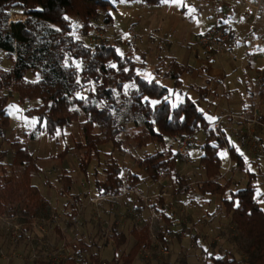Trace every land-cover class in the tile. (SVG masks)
I'll return each mask as SVG.
<instances>
[{"label":"trees","instance_id":"obj_1","mask_svg":"<svg viewBox=\"0 0 264 264\" xmlns=\"http://www.w3.org/2000/svg\"><path fill=\"white\" fill-rule=\"evenodd\" d=\"M131 1L134 0H0V50L13 63L9 70L0 66V139L11 127L8 106L13 95L18 96L20 103L35 102L38 105L25 112L38 120L28 135L30 141L36 140L42 132L54 139L60 130L79 123L83 114L86 121L79 124L84 143L75 146L83 152L78 164L80 171L89 176L94 160L103 164L102 148L111 147L110 159L105 161V179L95 182L101 197L122 196L142 182L138 173L129 172L124 178L123 165L113 157L115 152H123L121 135L128 131H131L132 143L140 149L151 144L161 147L160 151L136 160L145 180L159 183L164 177H171L179 185L177 192L187 195L190 186L185 185L178 157L167 147L166 140L184 135L194 137L202 130L206 136L200 164L207 179L198 190L202 196L221 197L231 224L248 242L246 248L238 251L243 256L226 252L210 260L212 264H264V193L257 197V188L251 179L247 187L237 191L229 189L230 181L222 182L223 151L228 150L230 159L242 171L245 164L244 155L224 131L213 127L207 112L200 107L211 94L216 95L209 87L211 79L207 80V85L194 88L198 99L185 95L181 102L173 105L169 88L142 76V67L130 52L122 55L116 46L103 42L89 47L75 37L73 20L80 23L79 35L88 37L101 12L106 13L105 22L110 24L114 19L111 11L116 9L115 4ZM138 1L149 7L165 3V0ZM15 10H19L24 19L11 23ZM221 24L226 30L225 24ZM229 34L232 42L235 32L230 30ZM192 71L191 66L171 59L163 77L173 82L175 91L182 93L183 77ZM29 72L38 80H27ZM256 72L264 81V69ZM155 73L161 74L160 69ZM253 94L264 106V82ZM260 120L264 124V116ZM67 152L65 149L59 158ZM7 156L11 177L2 163ZM38 160L27 144L19 141L11 143L10 149L0 154V172L3 173L0 177V214L19 212L29 223L38 217H50L51 202L43 196L40 187L33 184L36 175L42 171ZM58 180L62 185L60 193L70 194L74 181L69 171L62 170ZM158 201L160 207H152L162 219L170 222L165 197L160 195ZM79 203L75 197L71 205L73 220L78 216ZM131 235L135 244L128 253L117 256L127 243V237L120 228L113 227L110 241L115 243L116 256L111 259L92 252L93 246L80 240L70 244L79 255L78 260L70 257L62 263L40 260L37 264H135L141 252L152 246L150 224L134 227ZM83 253H90L89 257H81Z\"/></svg>","mask_w":264,"mask_h":264},{"label":"rangeland","instance_id":"obj_2","mask_svg":"<svg viewBox=\"0 0 264 264\" xmlns=\"http://www.w3.org/2000/svg\"><path fill=\"white\" fill-rule=\"evenodd\" d=\"M228 1L230 7L224 0H184L186 7H191L196 12L206 9L203 11L204 18L193 17L194 22H190L181 13L183 6L177 7L170 2L165 3L164 6L162 4L152 7L143 5L138 0L117 3L115 4L116 9L111 11L114 18L112 23L107 24L105 22L106 13L101 12L94 21L95 29L88 37H81L78 33L80 23L75 19L73 20L74 35L89 47L103 42L116 46L122 55L130 52L140 68L142 67L140 71L142 76L149 81L155 79L169 88L170 102L173 105L181 102L185 95L198 99V92L194 88L207 85V80L211 79L209 87L211 91H215L216 95L211 94L207 102L200 103V107L207 112L212 123L225 115H252V110L250 112H228L227 109H219L221 100H224L226 105L234 98L233 94L231 99L221 95L224 90L226 91L221 78H225L222 74L231 73V65L229 66L226 62L230 61L235 67L234 70H240L245 63H248L243 61V54H255L261 50L264 53V0ZM244 2L258 3V10L251 8L250 5L243 8ZM167 8L170 13L168 19H154V12ZM242 9H245L246 14L252 10L253 17L255 15L259 17L257 23L253 22L251 27H248L249 31L253 29L257 41L248 40L242 43L239 53L233 54L230 53L229 22H235ZM190 13L193 12L190 10ZM20 19H24V17L19 10H15L11 23ZM202 20H205L202 32L196 30V33L191 37L192 28ZM221 22L225 24L226 30L221 27ZM213 23L211 28L207 27ZM214 30L227 31L229 42L223 50L207 52L202 47L200 40L202 36ZM195 34L200 38L195 39ZM171 59H176L193 69L192 73L183 77L182 93L175 91L173 82L163 77V74L169 69ZM12 65L13 63L6 53L0 50L1 68L9 70ZM259 66L264 68V60L261 64L259 62ZM223 67L228 69L222 72L220 69ZM157 69H160L161 74L155 73ZM239 70L236 72L235 78L241 76ZM256 76V83H258L260 74ZM26 79L36 81L38 77L29 72ZM228 79L229 77H227ZM229 80L231 83L233 82L231 78ZM252 98L257 101L259 107L264 109L255 94ZM256 105L254 104L255 107ZM36 106L38 105L35 102L20 103L17 95L9 98L8 113L11 116V127L0 139V154L8 151L13 142L19 141L27 144L29 150L39 159L38 164L42 167L41 173L36 175L33 184L39 186L43 196L51 202L52 210L49 218L38 217L30 223L19 212L7 213L11 217H15L17 223L23 224V232L19 243L12 244L6 227L0 223V264H37L40 260H48L53 263L62 261L59 259L55 262V257H73L78 260L80 257L70 247V244L80 240L92 245V252L99 253L102 258L111 259L116 256L115 243L110 241L113 227L120 228L127 237V243L118 251L117 256H119L122 253H128L135 244L131 235L132 229L136 226L142 227L147 223L151 226L152 246L141 252L135 264H212L211 257H218L226 252H237L238 257L243 256L238 251L246 248L248 242L231 224V218L225 213L221 197L202 196L198 190V186L207 179L200 164L203 154L202 145L206 136L204 131H199L194 137L184 135L166 140L167 147L172 149L178 157L180 175L185 185L190 186L187 195L177 192L179 185L171 177L166 176L159 183L145 180V174L137 167L136 160L147 154L160 151L161 147L151 144L140 149L132 143L131 131H128L121 135L124 143L123 152H115L113 157L123 165L122 176L124 178L129 172L138 173L142 182L122 196L103 198L98 194L95 182L105 179V161L110 159L108 154L111 152V147L102 148L103 164L94 160L89 169L90 175L85 176L78 167L79 158L83 152L75 148L78 143H84L79 123L86 121L85 116L81 114L79 123L60 130L54 139H50L47 133L42 132L36 140L30 141L28 135L37 126L38 120L35 117L27 116L25 112ZM226 111L228 113H225ZM258 111L261 116H264L259 109ZM223 127L227 131L226 136L231 143L237 141L239 144L236 148L244 155L245 166L242 171L237 167L236 162L230 159L228 150L223 151L221 153L224 159L222 182L230 181L229 189L237 191L247 187L251 179L252 183L256 185L257 197H259L264 193V151L252 150L246 136L240 138L230 136L232 131L240 130V127L233 126L228 122L223 123ZM256 136L264 144V128H257ZM184 137L189 141L187 153L182 156L178 152L180 144L175 138ZM65 149L68 152L63 158H59ZM2 163L6 165L9 177H11V169L8 167L9 156L4 158ZM62 170L69 171L73 178L74 185L70 194L62 195L60 193L62 185L58 177ZM2 176L3 173L0 172V177ZM160 195L166 199L170 222L162 219L156 209L152 207L153 205L160 207L158 201ZM75 197L80 200V203L78 216L76 220H73L71 205L74 203ZM262 207L264 208V200ZM72 223L74 225L71 227ZM161 238L165 241H162ZM89 254L83 253L81 257H89Z\"/></svg>","mask_w":264,"mask_h":264},{"label":"crops","instance_id":"obj_3","mask_svg":"<svg viewBox=\"0 0 264 264\" xmlns=\"http://www.w3.org/2000/svg\"><path fill=\"white\" fill-rule=\"evenodd\" d=\"M226 5L229 6V1L228 0H224ZM166 3V2H165ZM163 3V6L164 4ZM243 8L244 7H248L249 5L251 6V8H255L258 10V3H252L249 4L248 2H244V4H242ZM230 7V6H229ZM186 10H188L186 12ZM190 10L193 13H190ZM245 9H242V12H240L237 15L236 21L231 23V21L229 22V26H230V30H233L235 32V38L234 40L231 42V52L233 54H237L239 53V50H241L242 48V43L247 42L248 40H250L251 42H256L257 41V37L254 36L255 33H253V29H251V31H249L248 27H251V24L253 22H258V15H255L253 17L252 14V10H250V12H248V14H246L244 12ZM206 11V9L200 10V11H194L191 7H186L183 6V8L181 9V13L183 15H185L188 20L190 22H194V20H192L193 17L195 18H204V12ZM232 11V10H231ZM187 13H190L189 15H187ZM153 17L154 19H168L170 16L169 13V9L167 8L166 10L162 9L158 12H154L153 13ZM251 14V15H250ZM260 24V23H259ZM213 24H210V26H207L208 28H211V26H213ZM205 26V20H202V22L197 23L196 26H194L191 30V37L194 35V33H196V30H202L203 27ZM184 31V30H183ZM202 32V31H201ZM199 32V33H201ZM249 32V33H248ZM195 39L200 38L197 37L195 34ZM241 52V51H240ZM244 59V62H248L247 64L245 63V65L243 66L242 69H235V67L232 66V64L230 63V61L226 62L228 63V65L230 66L231 69V73H229L228 75H226L225 73L222 74V76L224 75L225 78H221V81L224 83V86L226 87V91L224 90V92L221 94L224 97H229V99H231L230 97H232V94L234 96V98L230 101H228L225 105V103L223 102L224 100H221L219 102V109H227L228 112L232 111H238V112H250L253 108H254V104H257V108L262 112V114H264V109L261 108V106L259 107V104L257 103L256 100H254V98H252V92H254L256 90V87L258 86V83H256V79H257V69H264L261 68L259 66V62L261 64V62H263L264 60V53H262L261 51H257L255 54H250V53H246L245 55L243 54L242 56ZM228 68H222L220 70H222V72L226 71ZM240 71L241 76L238 78H235L236 72ZM227 77H229V79L231 78L232 82L228 79ZM219 79V78H218ZM228 81V82H227ZM228 88V89H227ZM258 89V88H257ZM223 103V104H222ZM228 104V105H227ZM224 105V107H223ZM226 107V108H225ZM227 111L225 113H228ZM232 144H236L235 146L238 147L239 144L237 143V141L232 142Z\"/></svg>","mask_w":264,"mask_h":264},{"label":"built area","instance_id":"obj_4","mask_svg":"<svg viewBox=\"0 0 264 264\" xmlns=\"http://www.w3.org/2000/svg\"><path fill=\"white\" fill-rule=\"evenodd\" d=\"M201 45L207 52L212 51H220L226 48L228 42H229V34L227 31L223 30H214L212 32H209L205 36L201 37ZM263 79L260 76L258 78V87L263 84ZM256 87V89L258 88ZM256 92V90H255ZM252 115H225L221 117L219 120L213 122V127L216 130L224 131L225 134L227 131L223 127V123L228 122L231 123L233 126L240 127L239 129H235L232 131L230 136L232 138H240L241 136H246L247 140L250 143V147L252 150L257 152H263L264 151V144L263 142L256 136V129L257 128H264V124L261 122V114H259L257 106L252 109ZM180 144V147L178 149V152L184 156L187 153V144L188 139L187 138H175ZM165 195V194H164ZM15 217H11L7 213L0 214V223L6 227V231L10 235V240L12 244H18L23 232V224L17 223L15 221ZM33 224V223H32ZM61 259L60 263H62L64 260L68 259V257H55V262L57 260Z\"/></svg>","mask_w":264,"mask_h":264},{"label":"snow or ice","instance_id":"obj_5","mask_svg":"<svg viewBox=\"0 0 264 264\" xmlns=\"http://www.w3.org/2000/svg\"><path fill=\"white\" fill-rule=\"evenodd\" d=\"M166 3H172L174 5H176L177 7H180V6H186L184 4V0H165Z\"/></svg>","mask_w":264,"mask_h":264}]
</instances>
